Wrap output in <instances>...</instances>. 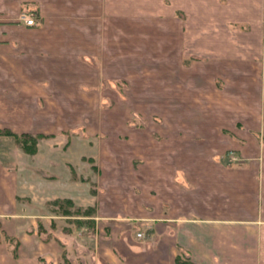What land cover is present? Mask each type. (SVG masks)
<instances>
[{
	"label": "crops",
	"instance_id": "0c3cea01",
	"mask_svg": "<svg viewBox=\"0 0 264 264\" xmlns=\"http://www.w3.org/2000/svg\"><path fill=\"white\" fill-rule=\"evenodd\" d=\"M22 13L33 14L36 24L26 25L20 19ZM168 19L180 23L182 42L186 37H195L194 22L200 26V35L208 33L210 22H222V28H214L209 34L218 36L223 34V30L227 35L229 31L241 34V30L237 32L235 28L228 27L234 23L246 24L250 32L255 33V38H259L263 31L264 0H0V101L5 102L3 105L0 103V128L14 133L42 134V137L54 136L56 131H62L61 126L52 132L47 131L46 109L39 102H82L84 85H93L94 78L96 81L99 78L100 54L105 52L107 56L108 51L105 50L116 46L114 38L119 36L120 31L122 37L129 36L130 30L120 29L121 24L113 32L107 28L109 24L123 22L124 27V21L144 24ZM224 47L222 55L217 53L214 57L250 62L260 58L252 54L253 50L259 51L256 42ZM210 50L207 48L203 53L210 55ZM181 54L182 57H189L181 64L184 67L196 57L183 46ZM177 59L178 62L181 60L180 55ZM232 67L234 73L241 74L251 68ZM227 79L222 74V89L232 84H228ZM249 80L253 81L252 77ZM232 85L240 94L243 88L245 91L249 87L237 81ZM263 90L255 87L256 92ZM240 94L235 99L241 98ZM14 102H33L37 107L27 105L26 109L20 110ZM233 108L235 112L246 109ZM33 112H40L36 120ZM235 128L238 129L237 126ZM236 132H241L237 134L240 139L236 140L240 147L237 151L239 159L245 162L239 166H226L215 157H209V150L206 151L208 156L197 160L195 165L199 166L195 167L196 171L188 174V182L192 186L182 185L187 191V198L183 195L186 201L183 200L185 205L180 214L192 220L183 224L186 227H182V234L175 220L160 217V221L155 222L157 253L154 264H175L179 249L185 248L197 264H264V127L246 126ZM226 137L234 143L232 138ZM12 138L0 135V264H55L56 261L51 258L58 257L63 248L61 244L66 245L72 234L41 237L38 228L44 216L35 211L54 199L69 198L74 205L81 204L78 202L81 195L71 193L76 181L68 184L58 182L62 177H58L54 169L61 162L53 160L52 166L47 164L40 158V149L44 147L56 154H66L69 149L58 150L57 144L49 149L41 142L36 151L29 154L17 142L11 141ZM224 139L222 135V144L226 148L228 142ZM65 157L62 158L66 161ZM168 159H172L171 156H164L161 161ZM157 164L162 165L160 162ZM59 166L66 169L65 165ZM168 176L162 172L153 177L156 190L161 192V201L164 198L167 200L168 196L173 197L176 191L173 189H176V183L179 184L174 178L175 172ZM49 187L55 191L51 193ZM164 189L172 190L171 195H167ZM99 193L96 190L93 204H89L95 207L96 212ZM95 225L96 234L101 235L98 221ZM122 232L115 234L110 227L108 241L111 246L108 245L110 248L106 254L111 264H116L115 256L119 258L117 263L131 264L124 249L122 255L116 251L117 236L121 240L127 236ZM94 249L97 250L96 245ZM126 249L134 252V246L128 245Z\"/></svg>",
	"mask_w": 264,
	"mask_h": 264
},
{
	"label": "rangeland",
	"instance_id": "374dc122",
	"mask_svg": "<svg viewBox=\"0 0 264 264\" xmlns=\"http://www.w3.org/2000/svg\"><path fill=\"white\" fill-rule=\"evenodd\" d=\"M124 22V27L123 22L107 27L113 32L121 24L120 29H129L130 33L124 38L120 31L119 36L114 38L116 46L113 49L107 46V56L105 52L100 54L99 78L97 81L94 78L93 85H84L81 103L64 100L39 102L46 109L47 131L52 132L60 126L62 131H56L54 136H38L36 146L44 142L49 149L53 144L58 145V150L69 149L66 154H56L42 147L40 158L50 165L53 160L61 162L57 166L59 169H54L58 177H62L58 181L61 184L76 181L71 193L81 195L78 198L81 204L71 207V210L91 206L89 204H93L96 190L101 192L97 199L98 211L94 209L91 215L62 213L58 206L51 203L53 200L36 209V214L44 216L38 228L41 237L72 234L66 245L61 244L63 248L58 257L51 258L56 261L55 264H111L106 254L110 248V227L115 234L123 230L122 233L127 235L122 240L117 236L118 250H115L119 251V255L124 249L131 264H143L146 260H149L147 264H154L157 253L155 222H159L160 217L175 220L182 234V227H186L183 224L192 220L180 214L186 201L183 198H187V191L182 185L192 186L188 182V174L196 171L195 167L199 166L195 165L197 160L208 156L206 151L209 150V157H215L222 164L239 166L245 161L239 159L237 151L240 147L236 140L240 139L237 134L241 132L236 130L253 125L264 127V90L255 91L257 86L264 88V22L259 38H255V33L250 32L246 24L234 23L228 27L235 28L237 32L241 30V34L229 31L227 35L224 30L218 36L209 34L214 28H222V22H210L208 33L200 35V26L194 22L196 35L184 38V42L180 23L175 20H152L144 24L133 20ZM252 42L259 45V51L253 50L252 54L260 56L253 62L214 57L217 53L222 55L224 46L233 47L238 43L244 46ZM182 46L196 55L190 57L192 63L187 67L181 65L189 59L187 55L182 57ZM207 48L211 49V56L203 53ZM178 54L181 58L179 62ZM231 66L251 68L241 74L234 73ZM222 74L228 78V84L237 81L249 87L245 91L243 88L241 94L234 90L232 84L222 89ZM250 77L253 81L249 80ZM236 93L241 98L235 99L239 97ZM32 103L14 102V105L21 110L27 105L34 108ZM233 106L246 109L235 112ZM35 113L32 116L36 120L40 112ZM236 120L239 121L236 125L238 129L235 128ZM222 135L228 142L226 148L222 144ZM226 136L234 143H230ZM64 155L66 161L62 158ZM164 156H171L172 159L163 162L161 159ZM59 164L65 165L66 169L63 170ZM162 172H166L168 177L175 172L174 178L179 183L175 182L173 197L168 196L164 201H161V192L155 188L154 179ZM53 190L50 188L49 191L52 193ZM171 193L172 190L167 191V195ZM78 220L83 223L79 224ZM96 221L102 228L101 235L96 234ZM138 232L142 236H137ZM128 245L134 246L133 250L138 255L129 252L126 249ZM183 252H187L186 248ZM115 257L116 264H119V258Z\"/></svg>",
	"mask_w": 264,
	"mask_h": 264
},
{
	"label": "trees",
	"instance_id": "16d2710c",
	"mask_svg": "<svg viewBox=\"0 0 264 264\" xmlns=\"http://www.w3.org/2000/svg\"><path fill=\"white\" fill-rule=\"evenodd\" d=\"M10 135L12 136L15 141L25 150L29 153H34L36 151V144H37V137L42 136V134L32 135L28 132H22V133H14L10 131L9 129L0 128V135ZM53 205L58 206V208L61 210L62 213H84L91 215L94 212L93 206H87L86 208H80L75 207L74 210H71V207H74V203L71 199H55L51 202ZM79 224H82L83 221L78 220ZM89 223H92L91 220H89ZM40 225V224H39ZM184 250H180L175 258V264H197L194 261H192L191 257L187 252H183Z\"/></svg>",
	"mask_w": 264,
	"mask_h": 264
},
{
	"label": "built area",
	"instance_id": "2783aa9c",
	"mask_svg": "<svg viewBox=\"0 0 264 264\" xmlns=\"http://www.w3.org/2000/svg\"><path fill=\"white\" fill-rule=\"evenodd\" d=\"M20 19H22L26 25H35L36 24L35 17L33 14L22 13L20 15ZM137 236H142V233L138 232Z\"/></svg>",
	"mask_w": 264,
	"mask_h": 264
}]
</instances>
